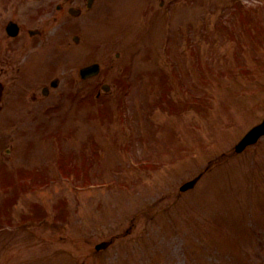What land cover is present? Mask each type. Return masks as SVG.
Listing matches in <instances>:
<instances>
[{
  "label": "rangeland",
  "instance_id": "obj_1",
  "mask_svg": "<svg viewBox=\"0 0 264 264\" xmlns=\"http://www.w3.org/2000/svg\"><path fill=\"white\" fill-rule=\"evenodd\" d=\"M52 1L64 9L58 12L52 5L40 67L32 58L40 69L50 67L45 77H24L28 61L19 58L31 55L25 52L17 56V72L4 77L8 89L19 80L29 86L23 99H16L18 114L9 103L0 114V168L8 167L9 180L28 176L37 185L20 187L18 194L5 190L15 182L5 179L4 189L0 186V264H264V137L240 154L233 151L264 117V57L255 52L252 62L249 57L236 61L233 45L220 40L223 15L239 29L242 17H229L236 0H94L89 9L87 0ZM241 1L252 8L264 4ZM71 4L82 11L76 18L66 13ZM140 10L144 15L147 10V22L139 20ZM261 10L259 44L264 48ZM7 18L0 12V27ZM205 35L203 60L213 70L220 73L235 63L253 70L223 77V86L208 89L215 97L212 106L187 108L178 117L156 109L146 123L149 104L166 99L163 91L171 86L160 77L165 78L169 37V52L194 92L187 48ZM93 62L102 72L81 81L78 69ZM53 77H59V85L34 102V93ZM124 77L132 81L130 131H122L114 117ZM158 80L160 92L147 107L142 87ZM103 84L110 85L109 93H103ZM78 92L88 95L85 104L71 102ZM94 96L104 104L97 117L91 110ZM61 158L75 166L71 181L56 172ZM154 161L160 164L153 166ZM201 172L195 188L180 193L179 186ZM108 240V248L95 250Z\"/></svg>",
  "mask_w": 264,
  "mask_h": 264
},
{
  "label": "flooded vegetation",
  "instance_id": "obj_2",
  "mask_svg": "<svg viewBox=\"0 0 264 264\" xmlns=\"http://www.w3.org/2000/svg\"><path fill=\"white\" fill-rule=\"evenodd\" d=\"M4 7L7 11L12 12L11 18L4 25V32L7 34V30L12 32L16 28L18 33L16 37H6V43L4 45L0 44L2 51L0 62L5 65H10L7 55L10 54L13 56L12 54L16 51H26L42 45V39L46 34V23L44 19L47 14L46 11L49 7V2L46 0H36V3L29 4L27 1L20 2L12 0L10 3L5 4ZM33 22L37 23L36 27L33 25ZM19 35L22 38L21 40H17ZM3 73L4 69L2 68L0 70V76ZM0 88L2 90L1 84ZM42 92H45V89Z\"/></svg>",
  "mask_w": 264,
  "mask_h": 264
},
{
  "label": "water",
  "instance_id": "obj_3",
  "mask_svg": "<svg viewBox=\"0 0 264 264\" xmlns=\"http://www.w3.org/2000/svg\"><path fill=\"white\" fill-rule=\"evenodd\" d=\"M95 68H96V66H93V67H91V68H87V69H84V70H82V74L83 73H85V74H89V73H93L94 71H95ZM262 134H264V122L261 124V125H259V126H257V127H255V128H253L241 141H240V143L236 146V151L238 152V151H241L246 145H248V144H250V143H253L254 141H256V139L260 136V135H262ZM198 180V178H195V179H193L192 181H190V182H188V183H186L185 185H183L182 187H181V190H186V189H189V188H192L194 185H195V183H196V181ZM106 246V244L105 243H103V244H100V245H98L96 248L97 249H100V248H103V247H105Z\"/></svg>",
  "mask_w": 264,
  "mask_h": 264
}]
</instances>
